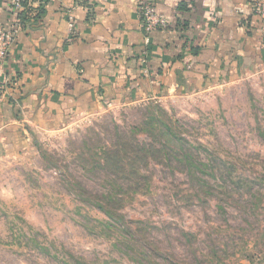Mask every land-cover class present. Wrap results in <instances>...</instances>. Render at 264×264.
Instances as JSON below:
<instances>
[{
  "label": "rangeland",
  "instance_id": "obj_1",
  "mask_svg": "<svg viewBox=\"0 0 264 264\" xmlns=\"http://www.w3.org/2000/svg\"><path fill=\"white\" fill-rule=\"evenodd\" d=\"M51 128L0 137V264H264V70Z\"/></svg>",
  "mask_w": 264,
  "mask_h": 264
},
{
  "label": "crops",
  "instance_id": "obj_2",
  "mask_svg": "<svg viewBox=\"0 0 264 264\" xmlns=\"http://www.w3.org/2000/svg\"><path fill=\"white\" fill-rule=\"evenodd\" d=\"M26 1V28L0 64V137L14 151L26 149L32 133L106 103L185 97L264 70L263 30L250 0ZM143 2L167 20L148 41ZM70 13L76 36L67 42ZM11 20L0 0V29Z\"/></svg>",
  "mask_w": 264,
  "mask_h": 264
},
{
  "label": "built area",
  "instance_id": "obj_3",
  "mask_svg": "<svg viewBox=\"0 0 264 264\" xmlns=\"http://www.w3.org/2000/svg\"><path fill=\"white\" fill-rule=\"evenodd\" d=\"M76 5L81 4L84 0H74ZM12 20L7 27L0 29V64L3 63L9 49L14 45L18 35L26 28V24L22 22V13L26 11V0H6ZM253 13L260 20L264 36V0H250ZM141 16V29L145 40L148 41L150 36L157 30L167 27V20L161 14L156 12L154 5L150 2H143L138 9ZM68 22V38L67 42H72L76 36L75 19L72 13L67 16ZM10 82V81H8ZM110 103H106L109 107Z\"/></svg>",
  "mask_w": 264,
  "mask_h": 264
},
{
  "label": "trees",
  "instance_id": "obj_4",
  "mask_svg": "<svg viewBox=\"0 0 264 264\" xmlns=\"http://www.w3.org/2000/svg\"><path fill=\"white\" fill-rule=\"evenodd\" d=\"M25 12V11H24ZM30 14V10L27 9L25 14L22 13V22L23 23H27L28 20V15ZM97 207V209L103 213V215L108 219V220H112L113 219V213L112 211H110L109 209L105 208L103 205H101L100 203H96L95 205Z\"/></svg>",
  "mask_w": 264,
  "mask_h": 264
}]
</instances>
